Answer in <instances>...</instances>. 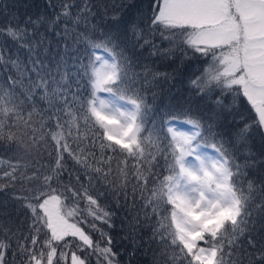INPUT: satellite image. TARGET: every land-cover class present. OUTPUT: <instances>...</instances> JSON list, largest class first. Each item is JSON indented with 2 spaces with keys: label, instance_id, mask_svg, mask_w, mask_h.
I'll use <instances>...</instances> for the list:
<instances>
[{
  "label": "snow or ice",
  "instance_id": "1",
  "mask_svg": "<svg viewBox=\"0 0 264 264\" xmlns=\"http://www.w3.org/2000/svg\"><path fill=\"white\" fill-rule=\"evenodd\" d=\"M75 2L60 0L59 12L22 23L13 14L0 26V36L18 45L15 57L5 58L0 44V65L14 72L6 80L0 74V144L15 146L21 161L31 152L49 158L47 165L37 161L32 175L20 170L25 162L0 176V191L20 184L13 197L31 213L27 231L0 226V264H92L93 257L95 264H119L111 238L102 247L79 226L92 216L111 227L94 180L134 209L130 227L150 231L153 264H264V243L248 227L253 210L264 214V176L245 179L246 169L264 165L247 147L254 126L264 132V0H153L152 15L140 21L114 4L121 11L111 23L91 25L97 39L68 27L95 15L90 0H81L73 16ZM61 21L55 35L64 49L52 55L39 29L52 31ZM157 32L183 59L190 51L206 66L188 78L190 98L149 127L144 83H167L178 72L144 65L134 73L136 49L148 45L150 55L165 58L173 52L153 43ZM241 97L256 113L251 122ZM69 159L82 166L87 186L79 174L73 182ZM81 200L83 210L76 207ZM78 213L82 219L69 222Z\"/></svg>",
  "mask_w": 264,
  "mask_h": 264
},
{
  "label": "trees",
  "instance_id": "2",
  "mask_svg": "<svg viewBox=\"0 0 264 264\" xmlns=\"http://www.w3.org/2000/svg\"><path fill=\"white\" fill-rule=\"evenodd\" d=\"M55 7H49L48 0H0V26L4 25L6 21L10 20L12 15L15 14L21 23L27 16L36 17L38 15L51 16L54 12L60 11V0H51ZM93 5L91 11L95 15L90 16L87 20L81 21L79 24L73 25L69 22L68 27L74 28L73 35L79 33L81 37L88 35L93 39H97L100 36L99 32L92 30L91 25H106L111 23V16L114 12L121 11L120 7H113V5L122 6L123 13L127 16H131L135 13L137 21H140L142 17L152 15L151 4L153 0H90ZM81 4V0H76L71 8L73 16L77 12V5ZM5 7L7 11L5 12ZM107 13V15H105ZM64 26V21H61L52 31H48L45 26H42L39 31L45 33L47 40L51 41L49 51L52 55L56 53H62L64 49V43L61 38L55 35L56 31H60ZM143 26V25H142ZM153 43L163 52L169 48L173 49V52L165 58L163 55H150L152 51L151 47L145 45L144 48L135 50L134 59L137 60V65L134 68V73L143 72V66L148 65L152 68L159 69L160 71L173 72V69H178V72L174 74L167 83L160 81L158 83H144L145 92L150 110L147 115L149 121L148 126L151 127L152 122L159 121L160 117L169 110L170 107L175 106L178 102L184 103L190 98L188 78L195 75H200V71L205 67L204 58L192 56L189 51V58L183 59L180 51L175 49V42L171 43L169 40L164 39L160 32H157L152 37ZM47 42V41H46ZM71 43V40L69 41ZM0 44L6 49L4 56H13L17 54L18 45L7 36H0ZM83 47V45H79ZM42 51V49H38ZM19 55L21 59L25 58V50L19 49ZM58 58V56L56 57ZM183 65V66H181ZM0 74L4 75L5 80L9 74H14L9 66V71L5 73L3 66L0 65ZM143 79V77H141ZM151 81V76L148 77ZM136 87H140V82H137ZM194 99V97H193ZM243 107L247 110L245 115L249 118V122L256 118V113L248 105L246 99L241 97ZM195 108L196 105L193 104ZM201 108L204 106L201 104ZM230 119V118H229ZM242 126V124H241ZM229 128L235 130L231 124ZM264 132L260 131L254 126L253 130L249 133V139L247 141V147L250 148L251 153L254 154V158L264 159ZM30 139V138H29ZM15 146L8 148L6 145L0 144V176L3 175V171H10L8 167L11 165L21 164L25 162L29 165L28 168H21V171H27L28 175H32L37 168V161L39 164L47 165L49 158L46 152L37 155L35 152H31L25 158L24 161L18 160L15 156ZM244 157H240L239 162L243 163ZM67 167L72 172L71 179L75 181V175H80V180L85 186L88 185V177L84 175V169L82 166L77 165L73 160L67 161ZM247 176L245 179H259L264 176V165H257L256 168L246 169ZM63 180H68V172H65L62 176ZM6 183V180H5ZM93 194L95 191L100 193L98 197L99 205L109 213H111V219L109 224L103 223L101 220H94L92 216H88L87 220L79 226L86 232L91 234L94 241L98 242L102 247L106 244L108 238L112 241V251L117 254L116 259L119 264H153V248L155 245L149 246L150 231L146 228L133 229L130 227L133 221L134 209L125 206L123 198L120 199L119 204L113 196L110 194V185L100 180H94ZM246 188L247 185L245 184ZM20 184L15 182V187L6 186L0 191V226H3L5 231L11 233L17 232V229L21 231H27L31 213L26 208L20 207V202L13 197V193L19 194ZM259 197H256L258 201ZM128 205H131V198L128 200ZM252 203V202H250ZM65 210L72 207L69 200L63 201ZM86 202L81 200L76 206L83 210ZM82 219L79 213L75 217L69 218V222L73 220ZM248 227L251 229V237L256 240L257 244L264 243V214H261L255 210L248 217ZM89 222H94L100 231H93L89 226ZM101 231L105 233V236L101 237ZM4 233L0 232V236ZM247 235V233H246ZM66 239H72L70 237ZM13 246L15 241H12ZM249 251L253 249L249 248ZM11 255L9 254L8 260L11 262ZM92 264H95V257L92 258Z\"/></svg>",
  "mask_w": 264,
  "mask_h": 264
},
{
  "label": "rangeland",
  "instance_id": "3",
  "mask_svg": "<svg viewBox=\"0 0 264 264\" xmlns=\"http://www.w3.org/2000/svg\"><path fill=\"white\" fill-rule=\"evenodd\" d=\"M99 54L103 55L102 52H100ZM101 95H102V96H106L107 94H101ZM184 130H191V129H190V126H189L187 129H184Z\"/></svg>",
  "mask_w": 264,
  "mask_h": 264
},
{
  "label": "bare ground",
  "instance_id": "4",
  "mask_svg": "<svg viewBox=\"0 0 264 264\" xmlns=\"http://www.w3.org/2000/svg\"><path fill=\"white\" fill-rule=\"evenodd\" d=\"M104 97H105V98H108V97H107V95H106V96H104Z\"/></svg>",
  "mask_w": 264,
  "mask_h": 264
}]
</instances>
